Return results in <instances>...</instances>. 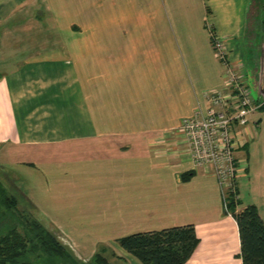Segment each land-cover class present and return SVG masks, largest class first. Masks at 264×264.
<instances>
[{"label":"crops","instance_id":"obj_1","mask_svg":"<svg viewBox=\"0 0 264 264\" xmlns=\"http://www.w3.org/2000/svg\"><path fill=\"white\" fill-rule=\"evenodd\" d=\"M254 1L0 0V68H10L0 70V165L15 179L26 169L30 180L44 179L41 190L29 186L39 196L48 182L60 197L46 200L47 210L71 226L87 223L72 224L54 206L78 207L86 196L114 213L109 221L129 219L123 227L139 229L128 235L193 225L201 241L185 264H242L218 181L210 167L194 169L176 128L205 108V91L226 84L225 62L244 71ZM213 35L226 60L216 58ZM255 80L263 96L262 75ZM263 112L236 128L243 164ZM80 172L91 180L87 191L75 183ZM239 202L237 212L256 206L264 219L257 204Z\"/></svg>","mask_w":264,"mask_h":264},{"label":"rangeland","instance_id":"obj_2","mask_svg":"<svg viewBox=\"0 0 264 264\" xmlns=\"http://www.w3.org/2000/svg\"><path fill=\"white\" fill-rule=\"evenodd\" d=\"M251 9H254V15L258 16L262 20V27L257 28V32L261 37H264V0H255L253 5H251ZM134 14H138V11H135ZM261 23V24H262ZM260 23H258L259 26ZM250 29V28H248ZM251 30V29H250ZM252 30L250 31V33ZM215 36L213 35V38ZM217 37H215L216 39ZM261 39H258V45L256 51L250 50L249 48H245L244 53L246 54L245 64L246 67L244 71L238 68V72L243 74L246 79H248L249 86L251 88L252 96L258 98L260 93V86L256 80L260 75L264 76V73H260L258 69V65L260 64L261 54ZM216 41V40H215ZM214 48L216 58L221 60L218 57V53L220 52L221 47L217 48L215 45L214 39ZM220 43L225 46L224 41L220 40ZM53 45V44H52ZM62 46V45H61ZM55 48H59V43H56ZM224 53H227L226 47ZM223 60H226V56ZM222 60V61H223ZM228 63V62H225ZM224 63V64H225ZM230 63V62H229ZM255 65V66H254ZM1 67V66H0ZM0 70L9 71L4 68H0ZM245 72V73H244ZM247 76V77H246ZM222 91L221 88H217L215 90ZM213 91V90H210ZM206 92V91H205ZM204 92V93H205ZM203 93V95H204ZM264 96V95H263ZM205 100V98H204ZM207 106V104H206ZM206 106L205 109L206 110ZM196 111V109H195ZM194 111V113H195ZM194 115V114H193ZM193 115L189 117L183 118L178 127L176 129H180L185 140L186 144L189 148V155L191 157V163L194 164L191 156V150L189 147V141L187 140L185 134L182 131V123L184 119H189ZM263 117V122L260 123L258 128L255 127V131H253L250 136L246 138L248 143H252L251 151L246 153V151H242L241 155H244L245 158L242 161L245 163L244 172L247 171L246 177L243 176L242 173L240 180L238 183L240 184V192L241 195L238 197L242 200L241 206H248L250 204H257L261 213L264 214V112L260 114ZM176 129H173L174 133ZM169 135H171V131H167ZM174 142L179 141L180 139L175 135ZM240 138V137H239ZM241 139V138H240ZM164 140V139H163ZM239 140V139H238ZM165 141V140H164ZM150 149V148H149ZM236 155V151H235ZM237 157V156H236ZM3 164V163H1ZM246 164V165H245ZM29 168V167H27ZM248 168V170H247ZM31 169V168H29ZM32 170V169H31ZM24 172L28 173L27 175H18V179H15L13 175L17 173L10 171L9 169H5L0 165V182L4 187V191L8 197L9 204L3 201L0 204V219L3 221L0 225V259L3 257L2 254L7 252V249L2 246L1 240L3 237L11 235V233L17 234L22 239H29L31 236V228H36V226H32V224L37 223L41 227H43L48 234L53 237H56L58 241L67 249V256L65 258L56 257L55 260L49 261L51 264H101L100 260L103 256L106 258V262L109 264H140L132 255L123 250L117 240L119 237L128 235V232H134L130 230H139V229H127L123 226L129 225V219L125 220H117V217L109 221L111 216L114 214L112 211L107 210V206L99 203L90 204L88 201L91 199L89 197L84 196V201L78 202V207L69 206L68 204H55L54 207H58L60 209V215L67 218L72 224L75 225H84L87 223L85 228H77L69 225L67 222L63 221L61 217L52 215V212L47 210L49 208V203L46 200L52 201L54 196V201L58 200L60 194L55 192L53 187H50L48 182H46L45 186L48 188L47 194L45 196H40L36 193L34 194L30 191L29 186L36 184H40L39 190H41L42 185L45 180H30L29 177L32 175L34 177L33 171H28V169L24 170ZM245 174V173H244ZM74 177H81V181H75V183H85L84 190L87 191L86 183L91 185V180H87V175L85 173H77ZM73 177V178H74ZM51 179V177H48ZM85 178V180H84ZM26 179V180H24ZM238 183L236 185H238ZM50 187V188H49ZM73 184L71 185V188ZM77 187V186H76ZM75 187V188H76ZM37 190V189H36ZM38 192V191H37ZM77 193L82 191H76ZM74 193V192H73ZM72 193V194H73ZM58 194V195H57ZM234 194V193H232ZM72 197V196H71ZM234 197H237L236 195ZM47 202V203H46ZM82 209L85 214L81 215L78 209ZM225 211H229L232 215V212L227 208ZM80 216V217H74ZM59 217V218H58ZM93 226V228L89 227ZM89 227V228H87ZM29 237V238H28ZM37 255H32L29 259L37 261L38 264H45L48 260L47 258L38 259ZM37 258V259H36ZM47 259V260H46ZM36 263V264H37ZM48 263V262H47Z\"/></svg>","mask_w":264,"mask_h":264},{"label":"trees","instance_id":"obj_3","mask_svg":"<svg viewBox=\"0 0 264 264\" xmlns=\"http://www.w3.org/2000/svg\"><path fill=\"white\" fill-rule=\"evenodd\" d=\"M254 13L253 9L247 15V28L243 41L247 48L255 52L259 43L258 39L262 38L257 28L261 29L263 23ZM258 23H260L259 26ZM248 28L252 30L251 33ZM262 109L264 110V106ZM237 194L239 195L238 191ZM8 200L0 182V204L3 201L9 204ZM228 200V208L239 229L242 264H264V219L256 206H248L237 212L236 207L240 202L236 201L234 194H230ZM0 221L3 220L0 219ZM32 226L36 228H31L32 234L30 238L28 237L29 239H22L15 232L2 238V246L7 249V252L1 255L3 258L0 259V264H36L37 261L29 259L33 254L37 255L39 260L47 258L45 264H51L49 261L55 260L56 257L67 256V249L56 237L48 234L37 223ZM200 241L193 225L135 233L117 240L123 250L142 264H185L195 253ZM100 257L103 260H100L101 264H109L105 257Z\"/></svg>","mask_w":264,"mask_h":264},{"label":"built area","instance_id":"obj_4","mask_svg":"<svg viewBox=\"0 0 264 264\" xmlns=\"http://www.w3.org/2000/svg\"><path fill=\"white\" fill-rule=\"evenodd\" d=\"M213 39L217 48L221 47L218 57L222 61L227 56L225 46L220 43L221 39ZM225 66L227 81L222 91H206V110L197 109L191 118L184 119L181 128L190 143L194 169H212L228 210L229 195L234 193L236 201L239 199L236 184L244 172L235 151L245 143L235 131L237 127L245 128L250 117L264 106V96H252L247 79L238 72L240 67L231 63Z\"/></svg>","mask_w":264,"mask_h":264},{"label":"water","instance_id":"obj_5","mask_svg":"<svg viewBox=\"0 0 264 264\" xmlns=\"http://www.w3.org/2000/svg\"><path fill=\"white\" fill-rule=\"evenodd\" d=\"M261 89L262 92H264V76L262 75V81H261Z\"/></svg>","mask_w":264,"mask_h":264}]
</instances>
